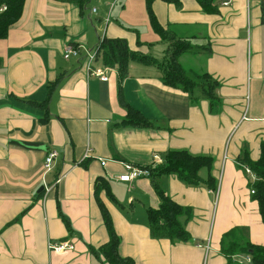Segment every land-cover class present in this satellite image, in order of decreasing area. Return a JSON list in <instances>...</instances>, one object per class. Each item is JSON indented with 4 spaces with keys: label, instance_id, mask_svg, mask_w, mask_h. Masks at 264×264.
<instances>
[{
    "label": "crops",
    "instance_id": "1",
    "mask_svg": "<svg viewBox=\"0 0 264 264\" xmlns=\"http://www.w3.org/2000/svg\"><path fill=\"white\" fill-rule=\"evenodd\" d=\"M117 1L116 17L100 19L106 8L115 12ZM261 1L219 0L214 12L197 0L152 4L158 23L192 47L179 57L183 70L218 84L211 107L199 90L192 103L187 93L164 86L154 67L131 63L120 81L116 69L96 60L92 68L104 69V81L89 75L84 56L63 59L66 46L92 50L104 36L152 56L161 40L145 0H25L21 18L0 39V264H106L100 248L108 236L93 194L98 178L117 201L99 193L119 237L118 253L134 264H235L223 251L228 233L231 241L264 248L251 194L259 179L244 171L242 159L256 161L264 144ZM87 4L97 5L95 25ZM127 107L151 125L121 126ZM51 151L57 158L46 172ZM170 151L213 159V190L206 170L196 186L175 174L155 181L185 211L179 221L187 242L151 236L145 210L159 200L150 179L118 181L125 164L154 168L152 157L163 161ZM65 239L73 251L47 250L49 242Z\"/></svg>",
    "mask_w": 264,
    "mask_h": 264
},
{
    "label": "trees",
    "instance_id": "2",
    "mask_svg": "<svg viewBox=\"0 0 264 264\" xmlns=\"http://www.w3.org/2000/svg\"><path fill=\"white\" fill-rule=\"evenodd\" d=\"M160 1L167 5L179 6L182 0H145L149 25L163 43H167V49L162 61L138 50H131L127 41L123 38L109 39L106 36L96 46L97 60L108 68L116 69L119 80L122 81L128 73V67L131 63L140 64L145 67H154L159 71L160 79L164 86L180 90L187 93L193 103L195 98L192 94L199 90L200 97L209 102L210 106H215L217 98L215 90L218 84L207 74L193 75L183 70L179 64V57L184 53H191L192 47L185 39H177L168 30L164 29L157 21L153 11L152 4ZM200 7L206 12H214L219 0H197ZM25 0H0V8L5 10L0 12V39L6 37L9 29L21 18ZM140 43L137 42V45ZM57 83L52 86V90L57 87ZM47 103V102H46ZM127 115L122 121L121 126L132 128H147L151 123L131 108H126ZM243 163L259 179L252 189L254 200L258 204L259 215L264 224V144L260 147V156L250 162L248 155H243ZM213 165V159L207 156H193L185 151L168 152L161 164L152 167H145L150 171V180L154 183L153 190L159 200L157 208L147 207L146 215L149 222L150 233L154 238H163L172 242H187L188 233L179 221L185 211L169 197H167L161 188L155 185L156 178L175 174L183 183L196 186L202 180L199 177L201 170L208 171V179L205 181L208 188L214 189L215 179L210 174ZM94 199L101 213L103 225L106 229L108 241L100 248V252L106 264H134L129 258H122L118 253L119 237L115 231L112 218L100 199L99 193L105 192L106 197L112 202L117 203L109 191L107 182L103 178L95 180L93 185ZM229 233L222 239L223 251L227 258L233 256H248L251 258L250 264H264V248L251 245L250 243L239 244L231 241Z\"/></svg>",
    "mask_w": 264,
    "mask_h": 264
},
{
    "label": "built area",
    "instance_id": "3",
    "mask_svg": "<svg viewBox=\"0 0 264 264\" xmlns=\"http://www.w3.org/2000/svg\"><path fill=\"white\" fill-rule=\"evenodd\" d=\"M261 6L263 7L264 10V0L261 2ZM228 1L222 2V6H228ZM5 7H1L0 12L4 11ZM95 12V10H93ZM63 59L64 60H69V59H79L80 57L84 56L86 62H87V70L89 72L90 76H93L95 78L102 79L106 81V77L104 76V69L100 68H92V64L96 62L97 60V49L95 50H86L82 47L79 46H74V45H68L65 47L63 50ZM57 158V153L55 151H51L46 154L44 162H43V168L46 172H49L52 170L53 164L55 159ZM154 165H159L162 163V159L155 155L152 157ZM101 165H104V163H101ZM125 172L118 177V181L122 183H127L131 184L135 180L138 179H149L150 178V171L147 168L143 167H138V166H133L129 164L124 165ZM244 171L248 174L251 175V171L249 168L244 167ZM61 181V178L57 179L55 181L56 184H58ZM251 194H254V190L251 191ZM47 250L51 253L55 254H61L65 253L68 251H73L74 246L69 240H61L58 242H49L47 244ZM231 260L235 264H250L251 259L248 256H233L231 257Z\"/></svg>",
    "mask_w": 264,
    "mask_h": 264
},
{
    "label": "rangeland",
    "instance_id": "4",
    "mask_svg": "<svg viewBox=\"0 0 264 264\" xmlns=\"http://www.w3.org/2000/svg\"><path fill=\"white\" fill-rule=\"evenodd\" d=\"M94 4H91V5H89V4H87V9H86V11H84L85 12V14H86V16L87 15H89L90 16V18H91V20H92V22H93V24L95 25V20H98L97 18H98V15H94V12H93V9L95 10H97V5H95V7L93 6ZM120 5H121V3L119 2V1H117V4H116V6H114L115 7V12L111 15L110 14V9H105V11L104 12H106V14H101V15H103L104 17L103 18H100V19H102L103 21L105 20V19H107V17H109V19H114L115 17H116V15H117V12L118 11H120ZM108 11H109V14H108ZM100 14V13H99ZM108 15V16H107ZM95 18V19H94ZM123 18H124V16H123ZM144 23H146L145 22V19H144ZM147 25V24H146ZM141 32H143V29H141ZM167 43H163V42H159L158 44H153L152 45V49H151V55L155 58V59H157L158 61H162L163 60V57H164V53H165V51H166V49H167ZM93 47V45L89 48V49H91ZM96 48H94V49H92V50H95ZM92 50H90V51H92ZM59 58V57H58ZM72 60H70V62H71ZM99 63H101V61L99 62ZM201 176L202 177H204L203 175H204V172H202L201 171ZM149 206V205H148ZM141 211V210H140ZM146 211V210H145ZM141 213V212H140ZM146 213V212H145ZM144 214V212H143V210H142V215Z\"/></svg>",
    "mask_w": 264,
    "mask_h": 264
},
{
    "label": "water",
    "instance_id": "5",
    "mask_svg": "<svg viewBox=\"0 0 264 264\" xmlns=\"http://www.w3.org/2000/svg\"><path fill=\"white\" fill-rule=\"evenodd\" d=\"M42 191H43V187H40V188L38 189L37 195L40 194Z\"/></svg>",
    "mask_w": 264,
    "mask_h": 264
}]
</instances>
